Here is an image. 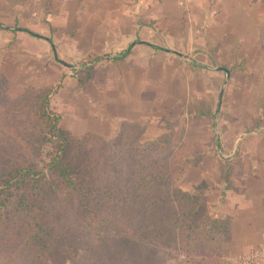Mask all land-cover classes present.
<instances>
[{
	"label": "crops",
	"instance_id": "0c3cea01",
	"mask_svg": "<svg viewBox=\"0 0 264 264\" xmlns=\"http://www.w3.org/2000/svg\"><path fill=\"white\" fill-rule=\"evenodd\" d=\"M27 22L44 27L36 33ZM8 31L16 39L12 45L20 37L33 42L26 43L29 47L47 43L44 52L49 54L51 50L55 61L70 70L76 67L71 59L59 57L62 52L74 56V61L87 55L97 57L81 60L91 64L82 69L85 76L64 71L63 82H90L93 62L105 53L116 54L119 77L125 81L122 92H118L119 109L124 108L122 103L132 114L123 110L119 119L138 121L144 126L141 134H148L153 127L157 55L162 56L165 65L175 56L182 63L185 56V61L212 72L213 84H208L212 95L195 102L201 114L197 118L201 116L207 123L212 117L219 121L222 132L201 140L206 155L202 150L190 166L216 165L213 175L204 171L197 184L206 182L199 188L206 195L210 214L229 221L231 239L226 245L230 248L228 254L234 257L233 264H247L239 261L241 255L264 252V0H0V35L5 36V44L13 38ZM193 39L202 42L195 44ZM172 40H176L177 47L170 43ZM183 48L191 53L183 54ZM192 53L196 60L188 57ZM221 73L225 77L215 95L214 82H221ZM172 84L173 80L166 86L170 93ZM64 85L75 88L74 82ZM179 86L177 83V89ZM172 120L179 122L175 117ZM175 124L160 127L145 139L140 135L141 141L175 130ZM241 133L243 139L238 141ZM211 141L215 143L213 153ZM250 264H264V255Z\"/></svg>",
	"mask_w": 264,
	"mask_h": 264
},
{
	"label": "trees",
	"instance_id": "16d2710c",
	"mask_svg": "<svg viewBox=\"0 0 264 264\" xmlns=\"http://www.w3.org/2000/svg\"><path fill=\"white\" fill-rule=\"evenodd\" d=\"M0 113V253L8 260L0 264L25 251L30 264H160L172 244L200 242L209 253L230 237L201 188L174 182L195 162L166 150L174 130L141 141V126L124 122L114 139L75 137L60 125L51 87L16 83L1 69ZM17 125L26 141L52 143L47 172L12 133Z\"/></svg>",
	"mask_w": 264,
	"mask_h": 264
},
{
	"label": "rangeland",
	"instance_id": "374dc122",
	"mask_svg": "<svg viewBox=\"0 0 264 264\" xmlns=\"http://www.w3.org/2000/svg\"><path fill=\"white\" fill-rule=\"evenodd\" d=\"M26 24L31 25L30 29L36 33H40V26H43V24L40 23L27 22ZM192 25L197 29L196 24ZM16 26L23 27V25L17 24ZM8 32L10 33V38L13 37L14 34L11 33V31ZM5 39L4 35H0V69L6 75L10 76V78L16 83L24 84L25 86H30L35 89L51 87V93H53L51 102L55 103L54 105L52 103V105L56 108V104H58L59 108L57 107L56 110L58 109L62 111V113H60V111L57 110L62 119L60 125L67 128L73 136L82 138L86 134H96L104 139H114L120 135L123 130L124 122L139 124L144 131V126L138 121H131L132 118L127 120L119 119L123 110H125L124 113H128L127 111L130 108L121 103V107L124 108L121 110L119 109L120 103L118 92H122V86L125 81L123 76H121V78L119 77L118 63L116 60L117 55L113 54V52L105 53L101 60L93 62L92 72L94 76L90 82L80 85V83H77L75 80H67L63 82L64 71L73 72V75L76 73L78 76L81 74L85 76V73H82L84 71L82 69L87 68V66H90L91 64H88V62H81V60L89 59V56L91 59H96L97 57L94 55H87L80 60L74 61V56H67L62 52L59 54V57L66 61L71 59L70 62H73L76 67L74 70H70L67 66L58 64L55 61L51 50L49 51V54L44 52L47 43H45V46L42 45V47L40 45L38 46V44L37 46L29 47L26 43L29 44L30 41L32 45L33 42L31 40L28 41L20 37L19 40L12 45V43L16 41L15 36L7 44H5ZM152 40L155 41V39ZM193 40L196 42L195 44H200V42H202L200 39ZM211 41L208 42V44H211ZM170 43L177 47L176 40H172ZM206 45L207 43L204 44V46ZM191 47L192 45L190 42L188 49L191 50ZM187 50L183 48V54L191 53L190 50L189 52ZM192 54L188 57L196 60L194 56L195 53ZM161 57V55H157L158 62L155 67L156 73L154 72L156 75L157 87L154 90L156 92V104L154 107V119L152 121L153 127L149 129L148 134L140 133V135H144L142 138L152 136L160 129V127L167 128L173 126L175 123H173L172 118H178V124L174 125L176 133L174 130L173 140L170 145L167 146L166 150L171 151L169 152L171 154L191 153L195 160L198 157V153L202 154L204 151L203 147L205 143L201 140L204 139L207 141L211 138V133L214 134L217 132L220 134V132H222L221 127L218 124L219 121L216 122L212 117L210 118L211 121L208 120L207 123L203 120V117L200 116L199 119L197 118V116L201 114L197 112L198 104L195 102L197 100L200 101L202 96L204 98H209L208 96L212 95V91H208V84L209 86H212L213 84L212 72L208 71L206 67H196L194 64H191V61H185V56H182V63L180 62L179 57L175 56L169 63H167L169 66L161 63ZM204 63L205 65H210V62ZM123 68V65H121V75H123ZM224 77L225 76L221 73V82H219V84L217 83V80H215V95L219 90V86L221 89ZM153 78L155 79V77ZM172 80L173 88L172 93H170L166 86H169ZM186 80L188 83H185ZM66 82L69 84L74 82L75 88L72 90L69 89V86L64 85ZM177 83L182 85L181 87L179 86V89H177ZM226 90L228 92L227 88ZM175 95L177 98L174 101ZM211 107L215 112L216 106L214 100ZM227 108L228 107L226 106L225 110H227ZM214 112H212V114ZM129 114L132 115L131 110H129ZM2 122L3 120L0 121V123ZM233 127L235 129H240L236 125H233ZM13 130L12 133L17 135L18 139L22 141L24 146L30 151L27 156L31 157L33 160L32 163L37 164L40 168L46 166L54 152L52 143L46 141H34L33 139L26 141V137L21 133L19 125L14 127ZM139 139L142 140L140 136ZM242 139L243 133L239 135L238 141ZM8 144L13 147L15 146L9 142ZM214 144L213 141L209 144L212 153L215 151ZM205 153L206 152L204 151L203 156L206 155ZM13 156L18 155L14 152ZM200 157H202V155ZM31 159L25 160L30 161ZM207 159L212 160V157H207ZM23 160L24 159H22L21 162ZM191 163L193 162L188 163L183 174L176 176L174 182L182 189L185 188L186 190V188H189L193 189L191 192H194L199 186H201V183L203 185L206 184L205 181L197 184L201 179V174H204V171H210V175L212 176L216 165H209L208 168L205 165H199L198 167H196V165L190 166L192 165ZM44 170L47 172V168L44 167ZM207 184H211V181H208ZM15 190V188H12L11 192L14 194L16 192ZM206 209L210 214L207 205ZM229 239H231V232L230 237L223 241L220 248H212L211 246V252L209 253H205V251L208 252V250L203 248V245L200 242H198L196 248H189L187 250L184 249V247L178 248L175 244H172L171 248L168 249L169 253L163 255L159 260L160 264H233L234 257H230L228 254L230 248L226 245ZM5 258H7V256L0 253V263L8 261ZM32 258L33 252L25 251L19 257L15 258V260L12 261V264H30ZM71 261V259H68L66 264H70Z\"/></svg>",
	"mask_w": 264,
	"mask_h": 264
},
{
	"label": "built area",
	"instance_id": "2783aa9c",
	"mask_svg": "<svg viewBox=\"0 0 264 264\" xmlns=\"http://www.w3.org/2000/svg\"><path fill=\"white\" fill-rule=\"evenodd\" d=\"M263 255H264V252L256 251L251 254L240 256L239 261H241L242 263L250 264L254 262L255 260L259 259V256H263Z\"/></svg>",
	"mask_w": 264,
	"mask_h": 264
},
{
	"label": "water",
	"instance_id": "95a60500",
	"mask_svg": "<svg viewBox=\"0 0 264 264\" xmlns=\"http://www.w3.org/2000/svg\"><path fill=\"white\" fill-rule=\"evenodd\" d=\"M223 93V92H222Z\"/></svg>",
	"mask_w": 264,
	"mask_h": 264
}]
</instances>
